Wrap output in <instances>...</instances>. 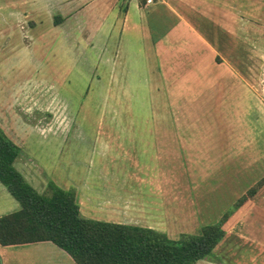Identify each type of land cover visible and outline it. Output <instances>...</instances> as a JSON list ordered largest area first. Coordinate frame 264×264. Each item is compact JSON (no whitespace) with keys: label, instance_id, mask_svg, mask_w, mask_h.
I'll return each instance as SVG.
<instances>
[{"label":"crops","instance_id":"1","mask_svg":"<svg viewBox=\"0 0 264 264\" xmlns=\"http://www.w3.org/2000/svg\"><path fill=\"white\" fill-rule=\"evenodd\" d=\"M141 2L19 0L18 12L26 18L25 31H35L36 16L45 14L49 26L60 30L73 50L82 47V42L87 49L97 48L103 54L104 42L112 31L116 32L118 41L113 57L99 55V59H93L111 67L108 81L101 80L84 50L75 55L88 61L83 77L86 73L87 78L95 79L99 94L113 87L114 94L134 95L133 89L143 86V94L149 96L146 107L152 111L151 118L107 119L105 125L101 121L105 131L90 137L84 134L80 122L73 124L70 118L55 119L50 122L51 128L43 130L46 125L35 120L34 112L42 89L39 93L35 88L25 89L29 80H25L20 95L14 93L11 101L22 119L39 133L60 134L68 127L76 128L72 139L81 143L80 148L85 151L74 154L75 146L71 143L72 153H68L66 161L75 165L68 181L75 187L73 195L80 215L145 226L176 238L180 233L197 232L202 223V203L197 200L195 189L197 176L201 178L208 168L202 169L205 155L197 146L201 138L188 130L192 122L186 119L190 117L187 105L198 102V96H213L215 110L229 112L230 137L225 139L230 141V150H223L222 156L230 158V173L253 176L235 193L231 203L264 172V64L250 59L247 51L238 55L232 49L230 54L233 41L237 49L253 43L262 57L264 36L254 41L241 37L244 35L239 30L230 31V0ZM7 6L9 14V2ZM257 65L258 77L254 71ZM28 94H33V109L29 110ZM52 98L51 110L60 101ZM62 103L66 105L65 100ZM24 104L25 108L21 106ZM156 112H162V117L155 118ZM175 112L179 117L169 118L171 113L175 117ZM39 155L17 153L12 164L38 192H46V183L56 179L46 171L48 164L40 161ZM56 155L51 153L52 158ZM17 208L18 202L0 182V215ZM263 235L264 182L232 212L230 225L212 247V253L222 262L216 263L212 257L197 259L192 264H264L260 259L264 256V241L259 239ZM26 244H35L46 252L51 250L50 261L42 259L37 264H76L66 251L49 240L0 245Z\"/></svg>","mask_w":264,"mask_h":264},{"label":"rangeland","instance_id":"2","mask_svg":"<svg viewBox=\"0 0 264 264\" xmlns=\"http://www.w3.org/2000/svg\"><path fill=\"white\" fill-rule=\"evenodd\" d=\"M8 2L9 14L7 13ZM18 8L19 0H0V131L19 147V155L39 153V160L48 164L46 171L54 174L56 179L52 182L54 185L75 191L74 185L68 181V174L73 171L75 165L66 161V158L68 153H72L70 147L71 143L76 140L72 139L76 128L68 127L64 131L61 130L60 134L35 131L36 129L31 126L29 121L22 119L19 109L11 101L12 97L14 98V93L18 92L15 95L19 96L20 87L25 80H29L27 86H23L25 89L35 88L38 93L42 89V94H37L38 99L34 112L36 111L35 120L39 119L42 125H46L43 130L51 128L50 122L55 119L70 118L73 124L80 122L84 134L90 137L105 131L106 128L103 125L107 124V119L132 116L134 118H151L152 111H148L146 107L149 96L143 94L146 92L143 86L134 88V95L114 94L113 87L103 90L99 94L94 85L95 79L87 78L86 73L83 77L84 73L82 72H86L88 69V61L78 56L75 57V55L84 50L85 54L89 56L91 64H94L99 71L101 80H107L111 67L93 59L95 57L99 59V55L113 57L118 41L115 37L116 32L112 31L111 37L104 42L106 48L103 54L97 48L87 49L82 42H80L82 47L78 46L73 50L63 40L60 30L52 29L49 26L50 20L45 14L40 13L36 16L35 31H25L26 18L18 12ZM238 30L240 35H244L241 37L246 36L248 40L256 41L264 36V0H230V31L238 33ZM31 36H33L32 41L29 40ZM252 44L243 47L244 49L241 46L240 49H237L232 41L230 54L232 49L238 55L247 51L250 59L264 64V54L260 53L262 56L260 57L258 50ZM258 67L257 65L254 69L255 76L258 75ZM110 80L113 84L114 79ZM86 83H89L87 89ZM32 95H26V99L28 98L27 110L33 109L31 106ZM52 97L60 101L51 110ZM212 99L211 95L198 96V102H191L186 108L190 115L186 119L192 122V126L188 130L192 131L198 139L201 138V141H197V146H201L204 155L207 156L203 157L204 166L202 168L204 170L208 168L207 172H204L201 178L197 176L198 187L195 189L197 200L202 203L201 225L213 223L223 213L228 212L232 206V197L241 191V187H244L243 184H246L247 180L253 177L248 178L249 176H242L243 174L230 173V158L225 159L222 156L223 150L226 152L230 150V141L225 139L230 137V116H228L227 110H215ZM64 100L66 105L62 103ZM21 106L25 108V104ZM161 114L162 112H156L158 116L155 118L162 117ZM178 117L179 113L177 115V112H175V117L172 116V113L169 116V118L176 119ZM251 118H253V113ZM209 137H213V140L206 139ZM80 144H73L75 146L74 154L85 151L80 148ZM52 152L57 153L53 158ZM15 167L18 168V164H15ZM70 178L73 177L70 176ZM46 188L45 193H48L50 187ZM201 225L198 224V230L194 233L199 232ZM259 239L264 241V235ZM50 251L46 252L35 244H26L20 247L0 245L3 264H37L42 259L50 261L48 257ZM212 257V261L222 262L212 253V249L202 259H211ZM260 259L264 262L263 255L260 256Z\"/></svg>","mask_w":264,"mask_h":264},{"label":"trees","instance_id":"3","mask_svg":"<svg viewBox=\"0 0 264 264\" xmlns=\"http://www.w3.org/2000/svg\"><path fill=\"white\" fill-rule=\"evenodd\" d=\"M18 150L0 131V182L18 202L17 209L0 215V244L49 240L76 264H192L205 257L230 225L232 212L264 182L263 172L216 221L201 225L198 233L170 238L149 227L82 216L73 191L51 181L48 193L38 192L12 164Z\"/></svg>","mask_w":264,"mask_h":264},{"label":"built area","instance_id":"4","mask_svg":"<svg viewBox=\"0 0 264 264\" xmlns=\"http://www.w3.org/2000/svg\"><path fill=\"white\" fill-rule=\"evenodd\" d=\"M154 0H142V4H149V3H151V2H153Z\"/></svg>","mask_w":264,"mask_h":264}]
</instances>
